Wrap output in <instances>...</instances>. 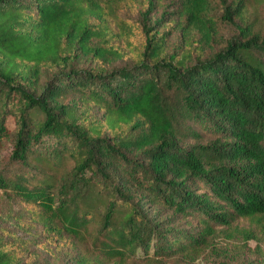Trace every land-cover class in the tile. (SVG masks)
<instances>
[{"label":"trees","instance_id":"1","mask_svg":"<svg viewBox=\"0 0 264 264\" xmlns=\"http://www.w3.org/2000/svg\"><path fill=\"white\" fill-rule=\"evenodd\" d=\"M215 1L241 15L239 0H0V190L47 236L79 239L78 264L195 254L238 219L264 228V33L212 45ZM131 4L139 19L111 26ZM122 31L135 59L114 67ZM6 216L0 264H20L23 224ZM175 218L190 230L162 229Z\"/></svg>","mask_w":264,"mask_h":264},{"label":"rangeland","instance_id":"2","mask_svg":"<svg viewBox=\"0 0 264 264\" xmlns=\"http://www.w3.org/2000/svg\"><path fill=\"white\" fill-rule=\"evenodd\" d=\"M171 0H164L165 5H171ZM237 2V0L235 1ZM241 15L233 17L229 21L223 17L224 13L220 3L215 1L210 16L213 18L216 34L210 42L212 45L225 41L232 35H239L242 30L245 33H264V0H239L237 2ZM133 5V6H132ZM236 7V6H235ZM139 5L131 4L123 6L118 12L117 19H111V26L124 21L127 25L139 19ZM173 34L171 42L179 39ZM138 35L122 31L114 43L123 49L126 54L123 58L113 61L112 66H131L133 64L135 42ZM128 46V47H127ZM207 50H211L207 47ZM135 59V58H134ZM171 95V94H170ZM91 113L99 120L103 110L96 106L91 107ZM31 207L16 198L6 197L0 190V212L6 214L5 225L23 224L18 228L20 235L26 239L24 252L20 264H78L81 255H87L80 244L79 239L71 236L51 235L47 236L39 220L32 216ZM169 214H163L160 219H166ZM192 221L190 218H186ZM174 222L166 224L163 230L189 231L190 224L185 218H175ZM196 225L195 220L191 222ZM217 232L211 237L207 246L200 252L191 255H176L169 258H154L153 260L127 261L106 260L102 255L95 257V253L88 255V263L91 264H264V228L248 219H238L231 227H217ZM89 247V245H88ZM91 248V247H89ZM34 257V259H33Z\"/></svg>","mask_w":264,"mask_h":264}]
</instances>
